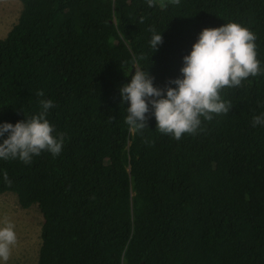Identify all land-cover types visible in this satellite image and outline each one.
<instances>
[{"label": "trees", "instance_id": "obj_1", "mask_svg": "<svg viewBox=\"0 0 264 264\" xmlns=\"http://www.w3.org/2000/svg\"><path fill=\"white\" fill-rule=\"evenodd\" d=\"M19 2L0 39V122L50 98L47 119L64 134L58 156L0 160L11 181L0 179V195L41 213L36 264H264V127L251 126L264 74L221 88L229 112L179 140L150 113L130 131L118 93L141 56L163 88L200 30L228 22L256 34L264 66V0ZM152 29L162 32L153 52Z\"/></svg>", "mask_w": 264, "mask_h": 264}, {"label": "clouds", "instance_id": "obj_2", "mask_svg": "<svg viewBox=\"0 0 264 264\" xmlns=\"http://www.w3.org/2000/svg\"><path fill=\"white\" fill-rule=\"evenodd\" d=\"M147 4L152 7L153 0H147ZM255 41L256 34L236 22L202 28L181 58L180 75L163 88L154 86L153 77L141 67L142 56L133 60L129 68L135 71L118 89L121 104L127 103L125 123L130 131L146 128V114L150 113L155 129L179 140L184 134H195L200 129L201 118L210 120L213 114L228 113L230 105L221 99L220 89L238 87L248 77L264 74ZM161 43L162 32L152 29L148 41L151 51ZM124 76H129L128 70ZM36 95L43 97L44 93L37 91ZM54 107L52 99H41L36 114L15 123L0 122V160L28 164L43 151L58 156L64 134L55 132V126L47 119ZM251 126L264 127V112L252 117ZM0 179L11 183L3 169ZM16 241L15 225L8 220L0 221V264H7Z\"/></svg>", "mask_w": 264, "mask_h": 264}, {"label": "rangeland", "instance_id": "obj_3", "mask_svg": "<svg viewBox=\"0 0 264 264\" xmlns=\"http://www.w3.org/2000/svg\"><path fill=\"white\" fill-rule=\"evenodd\" d=\"M19 0H0V39L16 24L21 11ZM11 221L17 234L7 264H36L40 247L41 213L36 205L19 206L13 193L0 195V221Z\"/></svg>", "mask_w": 264, "mask_h": 264}]
</instances>
